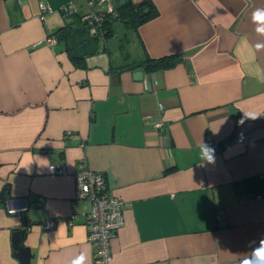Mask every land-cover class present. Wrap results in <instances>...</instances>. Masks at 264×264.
I'll list each match as a JSON object with an SVG mask.
<instances>
[{"label": "crops", "instance_id": "0c3cea01", "mask_svg": "<svg viewBox=\"0 0 264 264\" xmlns=\"http://www.w3.org/2000/svg\"><path fill=\"white\" fill-rule=\"evenodd\" d=\"M76 1L0 0V264H19V227L30 264H93L90 200L74 197L79 163L123 202L109 264H241L264 239V25L251 17L264 0H150L155 17L136 31L116 24L74 59L55 32L68 21L62 6L82 14ZM145 56L175 62L127 67ZM61 163L66 174L48 173ZM14 197L30 202L23 219L4 211Z\"/></svg>", "mask_w": 264, "mask_h": 264}, {"label": "built area", "instance_id": "2783aa9c", "mask_svg": "<svg viewBox=\"0 0 264 264\" xmlns=\"http://www.w3.org/2000/svg\"><path fill=\"white\" fill-rule=\"evenodd\" d=\"M85 4L86 11L82 21L86 23V34L104 42L103 23L115 16V7L118 0H81ZM42 13L50 11L44 3L39 4ZM64 14H75L72 4L67 3L60 8ZM83 15V14H82ZM49 44L55 41L47 40ZM157 122L155 126H159ZM244 133L236 132L235 140L243 143ZM48 173L62 175L66 174L64 164H50ZM75 195L77 199L90 200V210L84 214L87 242L93 248V264H109L110 241L122 225L123 202L114 195H110L105 183V177L100 172H95L84 163H79L74 175ZM30 209L29 200L24 197L5 199L4 211L10 215H16L22 219ZM55 224L54 220H46L43 224L45 230H49Z\"/></svg>", "mask_w": 264, "mask_h": 264}, {"label": "trees", "instance_id": "16d2710c", "mask_svg": "<svg viewBox=\"0 0 264 264\" xmlns=\"http://www.w3.org/2000/svg\"><path fill=\"white\" fill-rule=\"evenodd\" d=\"M114 11V18L109 19L108 21H105L103 23V27L105 28L103 30V37L106 41L108 40V38H111L112 35L116 32V24L120 25L127 31H136L141 24L148 20H151L158 14V11L150 0H141L139 2H134L133 0H124V3L122 4L117 3ZM82 14H66V18H68V21H65V23H63V25L59 27V29L55 32V35L58 38L67 42V35L70 33L71 30L76 28V26H80L82 28V33L86 34L87 25L84 21H82L84 13ZM106 48L107 47H104V49ZM174 62L175 60L171 56L154 59L145 56L140 61H135L127 67L129 69L141 68L145 71H154L155 69L164 68L166 66L172 65ZM0 197H4V194ZM5 199L6 198L2 199L3 204ZM28 226H26V228Z\"/></svg>", "mask_w": 264, "mask_h": 264}, {"label": "water", "instance_id": "95a60500", "mask_svg": "<svg viewBox=\"0 0 264 264\" xmlns=\"http://www.w3.org/2000/svg\"><path fill=\"white\" fill-rule=\"evenodd\" d=\"M119 4L124 3V0H118ZM67 51H70V56L74 59H80L85 56L92 55L98 51V45L93 36L83 34L82 28L76 27L70 31L67 35L66 42ZM143 71H134L133 77L136 80H141ZM43 217L41 210H32L29 213L30 223L33 225L40 224ZM25 229L19 227L12 233L11 247L13 248V254L19 264H30L31 251L23 244V235Z\"/></svg>", "mask_w": 264, "mask_h": 264}, {"label": "clouds", "instance_id": "9594fccd", "mask_svg": "<svg viewBox=\"0 0 264 264\" xmlns=\"http://www.w3.org/2000/svg\"><path fill=\"white\" fill-rule=\"evenodd\" d=\"M252 22L258 25H264V7L256 8L252 14ZM256 33L260 36H264V27H257L255 29ZM256 49L259 50L264 48V44L257 43L255 45ZM245 119L255 120L258 118V115L253 113H246ZM200 155L203 162L214 163V149L210 146L200 143ZM73 264H84V256L81 255L76 260L73 261ZM241 264H264V239L260 240L259 247L253 248L251 252L244 254V259L241 261Z\"/></svg>", "mask_w": 264, "mask_h": 264}, {"label": "rangeland", "instance_id": "374dc122", "mask_svg": "<svg viewBox=\"0 0 264 264\" xmlns=\"http://www.w3.org/2000/svg\"><path fill=\"white\" fill-rule=\"evenodd\" d=\"M80 1H76V4H77V7H78V5L80 4L79 3ZM78 11L80 12V13H83V12H85L86 11V8H85V6L84 5H81V7H78ZM122 33L120 34V32H118L117 33V36H118V38H116L115 40H114V43H116V42H119V39L121 38L122 39ZM111 42V41H110ZM123 43V42H122Z\"/></svg>", "mask_w": 264, "mask_h": 264}]
</instances>
